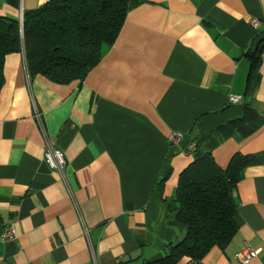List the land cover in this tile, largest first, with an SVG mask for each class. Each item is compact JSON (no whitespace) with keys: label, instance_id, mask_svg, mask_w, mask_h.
I'll return each instance as SVG.
<instances>
[{"label":"crops","instance_id":"1","mask_svg":"<svg viewBox=\"0 0 264 264\" xmlns=\"http://www.w3.org/2000/svg\"><path fill=\"white\" fill-rule=\"evenodd\" d=\"M46 1L0 0V15L23 29L24 12ZM263 32L264 0H141L82 79L30 75L23 48L7 54L0 232L13 226L15 234L0 236V259L165 263L186 234L174 210L179 176L211 152L224 169L237 155L249 160L233 194L238 231L199 263L186 256L174 264H242L235 253L247 246L258 251L248 264H264V42L248 88L249 54ZM230 94L243 99L231 104ZM37 110L64 152V176L45 160ZM176 132L185 136L174 143Z\"/></svg>","mask_w":264,"mask_h":264},{"label":"trees","instance_id":"2","mask_svg":"<svg viewBox=\"0 0 264 264\" xmlns=\"http://www.w3.org/2000/svg\"><path fill=\"white\" fill-rule=\"evenodd\" d=\"M140 1L47 0L24 12L23 29L18 19L0 15V90L6 55L22 48L30 75L40 73L55 82L84 78L100 60L102 47L117 38L130 8ZM261 43L249 54L248 88L254 87L251 76L260 61ZM248 162L237 155L224 169L211 152L196 154L179 176L174 200L176 219L186 234L170 247L163 264L186 256L199 263L213 247L225 248L233 240L238 231L233 194Z\"/></svg>","mask_w":264,"mask_h":264},{"label":"built area","instance_id":"3","mask_svg":"<svg viewBox=\"0 0 264 264\" xmlns=\"http://www.w3.org/2000/svg\"><path fill=\"white\" fill-rule=\"evenodd\" d=\"M260 23V20L258 19H253L251 21L252 26L257 27ZM243 99L242 95H235V94H230L228 96V101L231 104H236V103H240ZM35 117L37 119V122L39 124V127L41 129V132L45 138L46 141V150H45V160L46 162L49 164V166L57 171L59 174H61L62 176H64L65 174V168L67 165V161L64 155V152L56 147L51 140L48 138L47 133H46V129L42 120V115L41 113L37 110ZM185 134L183 132H176L174 134H172L170 136V140L174 143L180 142L183 138H184ZM189 151H195V146L191 145L188 148ZM77 210H79L77 208ZM80 211V210H79ZM78 211V213H80ZM80 219L84 225V232L85 235H88V229L84 223V220L80 214ZM15 234L14 228L13 226H6L1 232H0V236L3 240H6L8 238H13ZM90 248L92 250V252L94 253L93 249H92V245L90 244ZM258 251L254 250L253 248H251L250 246L245 247L244 249L238 251L235 253V258L242 264H248L249 261L257 254ZM0 264H7V262L4 259H0Z\"/></svg>","mask_w":264,"mask_h":264},{"label":"water","instance_id":"4","mask_svg":"<svg viewBox=\"0 0 264 264\" xmlns=\"http://www.w3.org/2000/svg\"><path fill=\"white\" fill-rule=\"evenodd\" d=\"M264 40V32L261 33L260 35H258L254 42H253V46H252V52H255L259 46V44ZM23 53L25 54V50L23 48Z\"/></svg>","mask_w":264,"mask_h":264}]
</instances>
